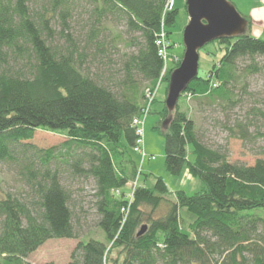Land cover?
I'll return each instance as SVG.
<instances>
[{
    "label": "trees",
    "instance_id": "obj_1",
    "mask_svg": "<svg viewBox=\"0 0 264 264\" xmlns=\"http://www.w3.org/2000/svg\"><path fill=\"white\" fill-rule=\"evenodd\" d=\"M77 1L0 0V165L15 173L26 192L22 197L0 187V264H31L26 258L47 240L77 236L65 175L93 182L103 233V239L79 240L69 264H264V158L252 165L230 162L199 141L194 121L178 102L187 96L233 106L237 63L246 59L244 72H259L254 60L264 56V39L245 32L212 41L222 53L218 62L204 76L197 73L171 113L162 107L165 168L174 175L186 169L200 189L190 195L177 190L174 201H167V187L155 177L153 188L136 186L129 201L121 188L136 174L133 121L145 106L141 85L168 83L180 63L182 55L176 54L178 60L167 66L170 55L164 60L155 43L161 25L169 40L177 11L164 12L166 0H82L91 5L89 29L76 44L68 20ZM104 17L138 34L130 37L137 51L126 55L114 84L84 70L88 50L92 57L104 51ZM57 32L67 42L63 48L54 43ZM258 114L262 126L253 133L251 122L224 127L243 142L264 141V111ZM37 130L65 140L39 148L27 142ZM161 204L163 213L153 216ZM180 208L195 216L187 229Z\"/></svg>",
    "mask_w": 264,
    "mask_h": 264
},
{
    "label": "rangeland",
    "instance_id": "obj_2",
    "mask_svg": "<svg viewBox=\"0 0 264 264\" xmlns=\"http://www.w3.org/2000/svg\"><path fill=\"white\" fill-rule=\"evenodd\" d=\"M177 11L173 26L170 31L169 40L172 44L167 49V55H170L167 66H171V60L177 55H183L182 31L188 23L185 0H174ZM235 6L239 14L246 20L250 21V26L246 32L253 37L264 39V2L260 0H228ZM75 9L71 12L69 18L68 33L71 40L76 44L84 39L89 29L91 5L80 0L75 3ZM103 31L102 39L104 40V51L92 57L93 49L88 50L89 55L84 63V70L88 71L94 77H97L106 84H114L122 76V62L126 55L136 53L137 46L135 42L130 41V37H136L138 34H129L125 26L114 21L110 17L102 18ZM56 29H58L56 27ZM60 33L54 36V43L65 47L67 42L60 38ZM199 51L198 73L204 76L210 67L217 63L221 51L218 44L209 42ZM182 58V56H181ZM171 59V60H170ZM174 61V63H175ZM181 61V60H180ZM254 62L261 67L260 71L253 74H246L244 67L249 64L246 59H240L237 63L239 81L233 88L235 104L219 105V103L209 104L206 100L193 101L189 97L179 99L182 110H187L189 117L194 121L197 131V137L204 145L218 149L226 154L230 162H239L246 165H252L257 158H264V141L258 139L254 142H243L238 138L229 136L224 126L233 125L236 122H251L250 131L253 133L262 126L258 112L264 111V56H258ZM154 84V99L148 114L144 118V147L146 157L141 159L140 154L132 149V158L137 165L136 174L133 180L121 191L129 195L132 199L133 190L136 186H146L153 188L155 177H160L164 181L168 193L165 195L167 201H174V192L182 190L190 195L198 191L201 182L193 177L186 169L178 175L169 173L165 168V128L160 123V112L164 105L166 97L167 84L165 81ZM151 88L143 82L141 88ZM64 137L59 134L37 130L32 138L27 142L36 145L39 148L58 147L63 143ZM153 156L154 159H148ZM0 187L2 190L16 194L17 196H26L22 181L10 171L6 166L0 165ZM63 185L71 191L72 198L70 202L76 223L75 238L49 239L43 243L36 251L28 255L26 260L31 264H69L71 262V253L79 240L88 238L103 239V233L97 225V215L93 207L94 187L93 182L78 178H71L65 175ZM165 205L161 204L154 212L153 216L157 217L164 211ZM150 212L149 207L144 208ZM180 223L184 229H187L194 220V214L186 208L179 209Z\"/></svg>",
    "mask_w": 264,
    "mask_h": 264
},
{
    "label": "water",
    "instance_id": "obj_3",
    "mask_svg": "<svg viewBox=\"0 0 264 264\" xmlns=\"http://www.w3.org/2000/svg\"><path fill=\"white\" fill-rule=\"evenodd\" d=\"M185 5L188 23L182 31L184 51L179 65L169 75L164 101L170 113L198 73V50L209 42L242 35L247 28V21L228 0H185ZM163 123L166 125L168 120ZM145 229L143 225L138 234Z\"/></svg>",
    "mask_w": 264,
    "mask_h": 264
},
{
    "label": "built area",
    "instance_id": "obj_4",
    "mask_svg": "<svg viewBox=\"0 0 264 264\" xmlns=\"http://www.w3.org/2000/svg\"><path fill=\"white\" fill-rule=\"evenodd\" d=\"M260 1L264 2V0H260ZM174 5H175L174 0H166L165 6H164V12L172 10L174 8ZM155 41L158 47V50H157L158 54L165 60L167 56V48L170 45V42L166 38L164 26L161 25L160 31L156 35ZM165 67H166V64H165ZM159 82L160 80H158L157 84H159ZM156 89L154 87L153 88L148 87L144 90L146 104L152 103V101L154 100L155 91H157ZM146 104L143 108L141 116L136 118L133 121V124L136 125L137 129H136V140H135V143L132 149L134 152L140 154L142 160H143V157H146L145 147H144V136H143L144 135L143 123H144V118L148 114L149 108L151 106V105H146ZM148 159H154V157L148 156ZM126 198L130 201L129 195H126ZM121 211L126 214L127 207L122 208Z\"/></svg>",
    "mask_w": 264,
    "mask_h": 264
}]
</instances>
